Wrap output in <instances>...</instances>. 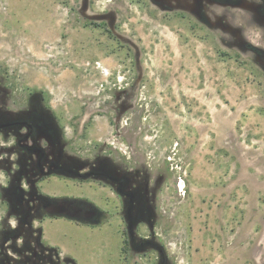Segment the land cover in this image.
<instances>
[{
    "label": "rangeland",
    "instance_id": "rangeland-1",
    "mask_svg": "<svg viewBox=\"0 0 264 264\" xmlns=\"http://www.w3.org/2000/svg\"><path fill=\"white\" fill-rule=\"evenodd\" d=\"M241 10L231 11L240 29ZM185 12L147 0H0V86L10 103L42 93L70 155L91 161L106 144L104 154L150 166L173 264H264V69L229 32ZM241 30L264 49V32ZM59 177L90 188L89 203L108 211L100 224L120 222L123 234L108 187ZM85 234L68 243L72 264H124Z\"/></svg>",
    "mask_w": 264,
    "mask_h": 264
},
{
    "label": "flooded vegetation",
    "instance_id": "flooded-vegetation-1",
    "mask_svg": "<svg viewBox=\"0 0 264 264\" xmlns=\"http://www.w3.org/2000/svg\"><path fill=\"white\" fill-rule=\"evenodd\" d=\"M147 1L170 13L184 15L187 10L207 28L229 32L232 41L257 56L264 69V49L245 43L240 35L246 26L264 32V0ZM235 9L243 12L241 29L231 13ZM10 101L9 91L0 86V171L5 176L0 181V264H72L44 240L43 223L65 216L100 224L108 211L88 201L51 196L41 184L53 176L80 174L110 188L119 201L117 215L124 224L121 262L173 264L160 238L163 234L156 233L161 179L150 166L104 154L106 144L95 159L80 160L68 153L64 128L42 93H32L25 104Z\"/></svg>",
    "mask_w": 264,
    "mask_h": 264
},
{
    "label": "crops",
    "instance_id": "crops-1",
    "mask_svg": "<svg viewBox=\"0 0 264 264\" xmlns=\"http://www.w3.org/2000/svg\"><path fill=\"white\" fill-rule=\"evenodd\" d=\"M51 179L56 185L65 186L68 184L70 187L69 190H55L54 192H51V190H44L45 193L51 196L67 197L71 200L88 201V196H90V192L92 193V190L89 188L86 190L88 195L83 194L81 191L82 189L74 185L72 180H63L64 182H62L59 176H53ZM109 189L110 188H108V190ZM103 190L107 191L105 187ZM109 191V196L114 197L112 199L116 200V196L112 190L110 189ZM119 224L120 222L116 223L112 221L103 224H92L81 222L71 217L56 216L55 218L47 219L43 223V238L49 245L55 247L60 252L61 256L69 257L74 260L72 257L74 254L71 253L68 243L75 246L84 244L82 243L83 239L81 235V233L84 232L87 233L85 235L89 236L88 238L85 236V240L94 238L98 241L100 240L98 244H103L104 242L106 250L111 253L110 255H115L119 259L124 242V236L120 231Z\"/></svg>",
    "mask_w": 264,
    "mask_h": 264
},
{
    "label": "water",
    "instance_id": "water-1",
    "mask_svg": "<svg viewBox=\"0 0 264 264\" xmlns=\"http://www.w3.org/2000/svg\"><path fill=\"white\" fill-rule=\"evenodd\" d=\"M82 176H83V175L80 174V175H75V176H72V177H74V178H83Z\"/></svg>",
    "mask_w": 264,
    "mask_h": 264
},
{
    "label": "bare ground",
    "instance_id": "bare-ground-1",
    "mask_svg": "<svg viewBox=\"0 0 264 264\" xmlns=\"http://www.w3.org/2000/svg\"><path fill=\"white\" fill-rule=\"evenodd\" d=\"M180 187H181V189H184V187H185L184 182H182V183L180 184Z\"/></svg>",
    "mask_w": 264,
    "mask_h": 264
},
{
    "label": "trees",
    "instance_id": "trees-1",
    "mask_svg": "<svg viewBox=\"0 0 264 264\" xmlns=\"http://www.w3.org/2000/svg\"><path fill=\"white\" fill-rule=\"evenodd\" d=\"M74 264H76V263L74 262Z\"/></svg>",
    "mask_w": 264,
    "mask_h": 264
}]
</instances>
